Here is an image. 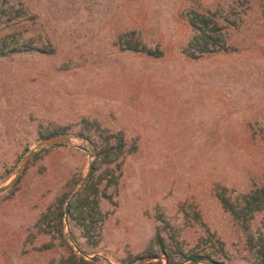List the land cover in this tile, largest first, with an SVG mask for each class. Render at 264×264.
I'll return each instance as SVG.
<instances>
[{
    "label": "rangeland",
    "instance_id": "rangeland-1",
    "mask_svg": "<svg viewBox=\"0 0 264 264\" xmlns=\"http://www.w3.org/2000/svg\"><path fill=\"white\" fill-rule=\"evenodd\" d=\"M8 3L30 25L20 43L44 52L0 57V264H62L72 249L92 264H166L160 230L165 246L174 234L216 264H259L216 194L238 201L264 181V0ZM194 11L216 15L229 53L183 54ZM126 41L163 57L122 51ZM85 121L136 147L90 239L70 218L93 162ZM65 127L66 142L43 145ZM251 232L264 234V210Z\"/></svg>",
    "mask_w": 264,
    "mask_h": 264
},
{
    "label": "trees",
    "instance_id": "trees-1",
    "mask_svg": "<svg viewBox=\"0 0 264 264\" xmlns=\"http://www.w3.org/2000/svg\"><path fill=\"white\" fill-rule=\"evenodd\" d=\"M5 4L0 6V57H9L20 54L41 53L40 49L32 45L21 44L20 41L24 32H27L30 25L16 21L23 16V9H16L11 6L9 0H2ZM8 5V6H7ZM6 18V19H4ZM188 26L192 36L183 49V54L191 60H199L217 54L229 53L231 47L228 43L225 27L222 26L215 14L191 12L188 19ZM122 51L142 53L147 56L159 59L163 52L152 49L144 42L126 41L125 45H119ZM69 127L60 128L50 136L69 137ZM78 136L90 144L93 162L85 183L78 194L77 200L72 204L70 218L82 228L84 238L90 239V230L95 222V217L100 212V202L108 198L107 189L118 184L119 175L122 171L124 156L134 153L136 147L130 146L123 133L108 134L104 136L100 126L96 123L85 121V126ZM37 155H33L30 161ZM21 178L13 184V189ZM223 209L228 212L237 223L245 242L251 252L255 254L259 264H264V234L251 232V222L255 215L264 210V181L242 196L238 201H233L227 196L226 191H218L216 194ZM65 200L61 201L64 205ZM64 215H59V221L63 227ZM198 224L204 229L209 241L216 246V249L223 254V243L216 240L215 236L206 228L201 218L197 216ZM170 228L169 224H166ZM160 230L157 234V241L161 249L168 256L170 264H185L197 261L214 262L212 255L197 250L185 251L177 243L174 234L169 233L168 239L171 245L165 246L166 240ZM166 232V230H165ZM174 243V244H173ZM62 264H92L91 260L79 257L72 249L68 257L62 259Z\"/></svg>",
    "mask_w": 264,
    "mask_h": 264
},
{
    "label": "water",
    "instance_id": "water-1",
    "mask_svg": "<svg viewBox=\"0 0 264 264\" xmlns=\"http://www.w3.org/2000/svg\"><path fill=\"white\" fill-rule=\"evenodd\" d=\"M67 137H63V136H55V137H50V138H47L43 141V145L44 146H49V145H52V144H57V143H60V142H66L67 141ZM30 158V155H28L26 158H25V161L24 163L21 165V168H20V171H19V175L11 182V186L16 182V180L18 179V177L20 176V174L22 173L24 167H25V164L26 162L29 160ZM157 257H153V258H147L143 261H140L138 262L141 263V262H149L151 260H154L156 259ZM164 260L166 261V264H169V260L167 257H164ZM188 264H216L214 262H207V261H197V262H190Z\"/></svg>",
    "mask_w": 264,
    "mask_h": 264
}]
</instances>
